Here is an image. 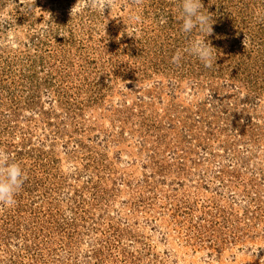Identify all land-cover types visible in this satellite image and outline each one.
I'll return each mask as SVG.
<instances>
[{"label": "rangeland", "instance_id": "rangeland-1", "mask_svg": "<svg viewBox=\"0 0 264 264\" xmlns=\"http://www.w3.org/2000/svg\"><path fill=\"white\" fill-rule=\"evenodd\" d=\"M77 3L0 0V264H264V0H201L211 68L181 0Z\"/></svg>", "mask_w": 264, "mask_h": 264}, {"label": "clouds", "instance_id": "clouds-1", "mask_svg": "<svg viewBox=\"0 0 264 264\" xmlns=\"http://www.w3.org/2000/svg\"><path fill=\"white\" fill-rule=\"evenodd\" d=\"M116 2L117 0H87V5L90 9H96L104 14L106 10H110L111 14ZM134 2L139 4L142 0H134ZM78 4L79 0L77 5L71 9L72 16L76 13ZM181 9V31L188 37L189 41L186 51L198 58L205 68H211L216 60V54L210 42L191 38L194 31L197 30L200 33H207V36L212 34L213 19L211 15H207L202 11L201 0H181ZM130 19L139 21L140 17L134 15ZM181 59L180 53H177L172 62L179 64ZM26 179L27 176L22 167L14 162L8 152L0 150V207H11L15 204V196L23 187ZM206 264H211V260L206 258Z\"/></svg>", "mask_w": 264, "mask_h": 264}]
</instances>
